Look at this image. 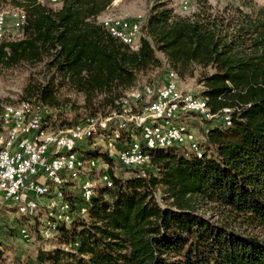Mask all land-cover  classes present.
Instances as JSON below:
<instances>
[{"label":"trees","instance_id":"obj_1","mask_svg":"<svg viewBox=\"0 0 264 264\" xmlns=\"http://www.w3.org/2000/svg\"><path fill=\"white\" fill-rule=\"evenodd\" d=\"M113 1L61 0L58 11L36 7L41 13L36 24L23 11L18 29L33 40L0 43V61L19 59L43 31L54 33L50 46L57 49L53 61L62 57L61 71L86 73L73 81L79 90L128 87L138 73L162 66L157 53L179 77H192L194 66L212 67L213 73H201L199 96L214 121L195 126L203 141L201 157L178 146L155 149L148 164L125 169L130 173L125 180L107 175L110 184L104 185L113 187L99 188L95 196L92 188L86 204L76 200L70 229L55 224L65 242L77 247L39 251L33 264H264V41L263 49L256 42L250 53L227 42L223 19L208 12L206 0H196L203 7L193 19L155 0L138 50L131 52L97 22ZM140 100L137 106L144 105ZM111 133L109 138L126 144L139 135L130 126ZM80 152L90 160L112 161L98 149ZM148 165L152 172L146 174ZM85 206L88 223L77 214Z\"/></svg>","mask_w":264,"mask_h":264},{"label":"rangeland","instance_id":"obj_2","mask_svg":"<svg viewBox=\"0 0 264 264\" xmlns=\"http://www.w3.org/2000/svg\"><path fill=\"white\" fill-rule=\"evenodd\" d=\"M154 1L114 0L99 16L97 22L101 24V18L108 15L139 23L141 27L139 40L132 47L128 46L129 51L135 52L138 50L141 37H143L147 16ZM163 1L169 2V7L173 10L174 15L180 17L193 19L194 15L202 13L203 6L196 0ZM206 2L209 7L208 12L214 17L223 19L222 24L226 28L224 36L227 42H234L237 45L236 48L240 50L244 48L246 53H250L253 49L252 45L256 42L258 48L263 49L264 0H206ZM36 7L58 11L61 8V0H5L1 2L0 16L5 19V28L0 43L32 41L33 36L30 33H25V29L16 28L11 15L16 11H20L22 14L26 11L30 21L36 24L35 22L41 21V13L37 12ZM53 37L54 33L52 32L38 31L36 34L38 42L32 44V48H26L23 56L15 61L7 62V64H4V60L0 61V112L4 106H15L28 99L24 102L30 101L35 111L39 112V116H41V128L38 134L69 131L77 124L80 125L81 129H87L88 120L86 119L91 118L97 120L95 122L98 125L100 121L110 117L109 121H112V124H109L104 130H97L96 127L94 132H86L84 142L79 143L76 148V150L79 148L77 153L81 155V160L85 161L79 178L74 181H67L65 184L60 182L55 188H49L50 191L46 196L36 198L38 206H36L35 215L30 217L19 215L17 206L11 203L0 205V264H33V260L39 251L59 249L70 252L77 247L76 243L70 245L65 242L61 232L54 227L55 224H58L59 226L64 225L65 229H70V223L76 215L74 209L78 205L77 201L88 203L82 199L83 183L89 182L87 188H93V195L95 196L99 188L107 187L103 182L104 173L105 177L107 178L108 175L110 180L111 176L125 180L130 175L125 170L126 168L116 162L112 144L107 141V139H111L109 135L112 134V129L117 128L121 122L125 123L124 121L127 119V112H124L125 107L122 100H125L129 95L130 105H139L141 89L148 85L158 87L161 77L163 76V82L164 76L169 78L170 71L176 75L178 91H191L194 95L203 96L204 84L199 82L202 79L201 73L211 74L214 72L212 67L204 69L200 66H194L192 77H179L170 68L165 57L157 53L156 56L161 61L162 66L138 73L128 87L118 90L112 88L109 91L105 89L79 90L73 81L86 77V73L82 72L81 77H75L58 68L60 64H63V60L60 56L59 59L53 61L56 54V48L50 46V43H54ZM48 84H50V88H45ZM45 90L46 96L44 97L43 91ZM135 90L139 91L137 97L131 93ZM143 100V98L140 100L141 104L144 103ZM114 112L116 117L112 115ZM188 121L189 123L181 121V117L174 120L177 124L189 125L195 134V144L203 150V141L196 127L198 125L199 129H203L206 125L204 121L210 120L195 115ZM194 121L196 125L193 124ZM128 124L129 122L125 123L124 127H127ZM108 130L110 133H106ZM28 137H31V133H28ZM122 144H126L124 139L117 143V145ZM189 146L182 148L193 153ZM88 148L90 150L98 149L103 154L107 153L112 161L106 163L102 159L90 160L80 152V149ZM89 161H95L93 167L90 166ZM144 171L149 174L152 169L148 165L144 167ZM112 187L113 182L112 186L107 188ZM104 197L109 199L107 195ZM156 197L159 199L160 195L158 194ZM71 204L73 205L71 206ZM77 214L82 221L89 222L87 206L78 208ZM22 227L26 229L27 238H24L20 233Z\"/></svg>","mask_w":264,"mask_h":264},{"label":"built area","instance_id":"obj_3","mask_svg":"<svg viewBox=\"0 0 264 264\" xmlns=\"http://www.w3.org/2000/svg\"><path fill=\"white\" fill-rule=\"evenodd\" d=\"M108 33L115 31L114 27L104 28ZM119 41L123 42L122 34ZM151 89V94H157V101H163V109H156V106L148 105V98H144V105L133 106L124 105V107H134V114L127 115L125 123L129 122L130 127L135 125H142V132L139 135H132L131 144L117 145V139H107L112 144L116 162L127 169H134L145 164H148L150 157L140 158L138 160H130V152L134 145H139L141 140H149V142L172 141L170 139V130L174 125L165 124L159 129V132L150 131V122L156 116H178L181 121L189 120V104H191V91L183 90V94H175V87L170 79H163V82L155 87L148 85ZM142 97V95L140 96ZM177 99H184V115H172L173 101ZM203 102V99H202ZM146 109H154L155 117L151 120H141L140 111ZM38 114H40L38 112ZM38 114L32 117V124L30 127H20V118L18 114L0 113V146H4L3 162H0V205L4 203H11L19 206L20 211H28L35 215L36 206L35 200L38 197L46 196L45 190L41 187V180L44 177L51 175H58V182L74 181L79 178L82 172L85 161H81V155L73 154V160H66L63 154V146L69 143H83V133L88 131L91 126H108L112 124L108 118L100 121L98 125L95 119L88 120L87 129H80V125L73 127L72 135H62L61 132H56L54 136H47V134H38L37 119ZM228 113H224L223 121H230ZM211 120L215 115L194 114ZM125 123L118 125V129H122ZM24 130H31V137H24ZM192 135V133L183 134ZM181 145L186 147V142ZM174 143V142H173ZM55 147H62V156H55ZM200 154L203 152L200 151ZM61 162H68V169H61ZM90 166H94V161H89ZM103 182L105 173L103 174ZM56 183V182H55ZM89 182H84L82 189H87ZM60 195V194H59ZM20 233L24 238L28 237L25 227H22Z\"/></svg>","mask_w":264,"mask_h":264},{"label":"bare ground","instance_id":"obj_4","mask_svg":"<svg viewBox=\"0 0 264 264\" xmlns=\"http://www.w3.org/2000/svg\"><path fill=\"white\" fill-rule=\"evenodd\" d=\"M22 17L23 15L21 14L20 11H16L12 13L11 18L15 22L16 28H19V26L22 24ZM100 23L103 26V28L114 27L115 31H110L109 34L112 37L116 38L117 40L121 39V34H122V38L124 42L123 44L128 45L129 47L135 45L136 42L139 40L141 27L139 23H137L136 21H130V20L107 15L101 18ZM4 28H5V19L2 16H0V38L3 36ZM119 42L122 43V41ZM168 77L171 83L176 85L175 94H183V92L178 91L176 84V75L172 71H170ZM131 93H133V95L137 97L139 91L135 90ZM140 94L148 99L153 97V100L148 104L149 106H156V109H163V101H157V94H151V89L148 88L147 86L143 87ZM122 104L123 106L130 105L129 95L125 100H122ZM180 106H184V99H177V101H173L172 115H184V108ZM1 112L7 114L19 113V116H22L20 118V127H30V125L32 124V117H35L38 114V112L35 111V109L33 108L30 102H24V101L15 106L12 105L4 106ZM125 112H127L126 115L134 114V107H125ZM189 112H193V114L203 113V115H210L209 111L207 110V108H205L204 103L202 102V98L192 93H191V104H189ZM112 115L116 117L115 112ZM154 117H155L154 109H146L140 111L141 120H151ZM178 118H179L178 116L177 117L156 116V118H154V120L150 122V131L152 132H159V129H161V127L165 124L174 125L172 130H170V139H172L174 143L171 141H163L156 144V142H149V140H141V143L139 145H134L132 151L130 152V160H138L140 158L150 157L149 155L150 151L155 149H163L173 146L184 147L183 145H181L180 136H182V142H186V146L190 145L189 146L190 151H193V153H195L198 157H201L202 154H200V151L202 152V150L195 144L196 139L193 130L189 127V125L185 123L177 124L176 122H174V120H177ZM108 119H110V117H108ZM40 126H41V116H39L38 114V119H37L38 133L41 128ZM225 126H230V122L225 121ZM105 127L106 126H91L88 132L90 133L94 132L95 128L99 130V129H104ZM132 128L136 129V131H138L139 134L140 132H142V125H135ZM0 132H1V123H0ZM86 132L83 133V140L85 139ZM28 133H31V130H24V137H28ZM188 133H192V135H183ZM72 134H73V128L69 131H65V132L62 131V135H72ZM54 135H56V133H47V136H54ZM78 144L79 143H69L63 146V154L66 160H73V154L77 153L76 148ZM3 155H4V146H0V162H3ZM55 156H62V147H55ZM61 169H68V162H61ZM105 179H107V182H105L104 184L109 185L110 183L108 181V177L107 178L105 177ZM59 183L60 182H58V175H51L42 178L41 187L43 188V190H45L47 195L48 192L50 191L49 188L51 187L55 188L56 186H58ZM82 195H83L82 199L88 201L92 195V189L90 188L84 189ZM17 210L19 213V206H17ZM20 214L26 216L33 215V213H30L28 211H20Z\"/></svg>","mask_w":264,"mask_h":264}]
</instances>
